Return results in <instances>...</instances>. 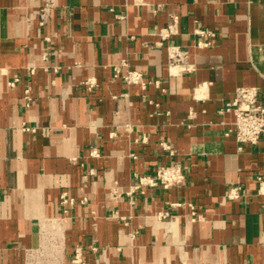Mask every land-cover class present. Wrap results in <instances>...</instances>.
<instances>
[{
    "label": "crops",
    "instance_id": "1",
    "mask_svg": "<svg viewBox=\"0 0 264 264\" xmlns=\"http://www.w3.org/2000/svg\"><path fill=\"white\" fill-rule=\"evenodd\" d=\"M244 86L264 104V0H0V264H264V135L222 113Z\"/></svg>",
    "mask_w": 264,
    "mask_h": 264
},
{
    "label": "built area",
    "instance_id": "2",
    "mask_svg": "<svg viewBox=\"0 0 264 264\" xmlns=\"http://www.w3.org/2000/svg\"><path fill=\"white\" fill-rule=\"evenodd\" d=\"M43 20L41 25H44L46 21V13L42 14ZM178 22V17H173L172 25L169 26L166 32H163V39H167L171 33L174 32L173 27ZM174 25V26H173ZM198 33L203 40L197 43L200 48L209 47L211 45V39L215 38L216 34L209 30H199ZM169 60L172 65L180 66L186 64L188 58V51L181 49L179 46L168 47ZM183 70L190 71L191 66H184ZM125 83L131 85L145 86L143 74L139 71H128L124 75ZM19 79H15L11 85L15 86ZM90 86H94V81H90ZM26 100H30L29 95L25 96ZM231 112L235 116L234 134L237 142L240 145V149L245 144L257 145L264 135V104L260 102V91L255 86L238 87L236 90L235 98L232 102L227 103L222 110V113ZM92 156L99 157L100 154L97 149H93ZM185 180V173L179 165H169L160 167L154 176L144 175L139 177V183L136 189L142 191L145 188L162 186L165 189L177 186L183 183ZM259 183L258 195L264 199V178L258 177ZM242 196V188L239 185L233 186L227 198L230 200L240 199ZM201 218L195 211L192 212V219ZM82 249L77 248L74 257V263H82Z\"/></svg>",
    "mask_w": 264,
    "mask_h": 264
}]
</instances>
